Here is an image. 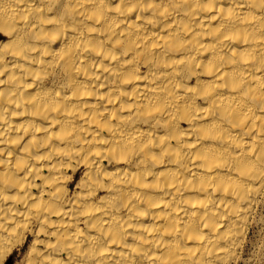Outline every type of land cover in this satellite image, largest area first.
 I'll return each instance as SVG.
<instances>
[{"label": "bare ground", "instance_id": "obj_1", "mask_svg": "<svg viewBox=\"0 0 264 264\" xmlns=\"http://www.w3.org/2000/svg\"><path fill=\"white\" fill-rule=\"evenodd\" d=\"M262 204L264 0H0V264H238Z\"/></svg>", "mask_w": 264, "mask_h": 264}, {"label": "rangeland", "instance_id": "obj_2", "mask_svg": "<svg viewBox=\"0 0 264 264\" xmlns=\"http://www.w3.org/2000/svg\"><path fill=\"white\" fill-rule=\"evenodd\" d=\"M256 215L255 221L250 224L238 264H264V204L258 207ZM13 254L4 264H20L21 255H17V252Z\"/></svg>", "mask_w": 264, "mask_h": 264}]
</instances>
